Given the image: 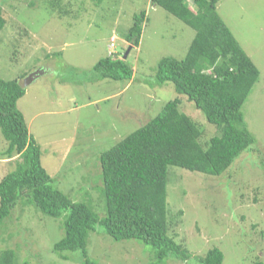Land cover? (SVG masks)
Masks as SVG:
<instances>
[{"label":"rangeland","instance_id":"1","mask_svg":"<svg viewBox=\"0 0 264 264\" xmlns=\"http://www.w3.org/2000/svg\"><path fill=\"white\" fill-rule=\"evenodd\" d=\"M0 5L7 18L0 33V77L19 79L26 89L18 107L41 146L42 164L54 187L105 216L100 156L180 96L172 82L158 85L155 76L162 59L185 58L196 31L151 0H0ZM218 11L260 70L243 105L256 141L220 176L169 166V235L192 257H169L162 264H193L216 247L224 252V264L264 262V0H220ZM142 12L146 20L135 46L125 35ZM126 52L132 80L93 78L100 59ZM34 72L39 73L26 84ZM180 97V109L202 129L203 143L218 134L194 102ZM7 147L0 128V154ZM14 169L15 161L0 155V180ZM65 215L44 214L23 197L0 228V251L12 249L15 264H81L82 251L61 254L54 248L64 237ZM87 252L96 264L156 261L151 245L117 241L100 228L90 232Z\"/></svg>","mask_w":264,"mask_h":264},{"label":"trees","instance_id":"2","mask_svg":"<svg viewBox=\"0 0 264 264\" xmlns=\"http://www.w3.org/2000/svg\"><path fill=\"white\" fill-rule=\"evenodd\" d=\"M151 1L196 31L185 58L161 60L155 82H172L176 92L186 95L217 127L218 134L203 143L202 129L180 109L181 97L168 101L159 115L101 154L106 212L101 216L89 204L74 201L54 187L42 164L41 146L18 107L26 89L19 79L0 77V128L8 141L0 155L15 161V169L0 180V228L19 200L27 196L44 214L59 217L66 213L64 237L54 248L61 254L82 251L81 264H96L89 258L87 243L90 232L99 228L117 241L136 239L151 245L154 264L169 257L185 261L192 257L169 235L168 168L173 165L220 176L253 147L256 139L245 120L243 105L260 70L219 14L220 0ZM145 20V12L135 16L125 35L129 44H140ZM6 23L0 5V33ZM92 71L95 79L130 81L134 76L133 65L120 54L103 57ZM15 256L12 249L0 251V264H15ZM193 264H224V252L213 248Z\"/></svg>","mask_w":264,"mask_h":264},{"label":"water","instance_id":"3","mask_svg":"<svg viewBox=\"0 0 264 264\" xmlns=\"http://www.w3.org/2000/svg\"><path fill=\"white\" fill-rule=\"evenodd\" d=\"M127 56H128V52H126L124 58H127ZM37 73H39V72H34V73L30 74V75L26 78L25 83H26V84H29L30 82H32V80L35 78V76L37 75Z\"/></svg>","mask_w":264,"mask_h":264}]
</instances>
